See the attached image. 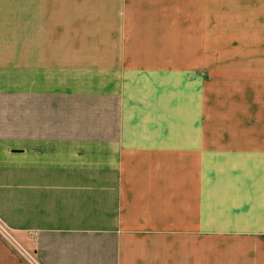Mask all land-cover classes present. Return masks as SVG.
<instances>
[{"label": "crops", "instance_id": "crops-1", "mask_svg": "<svg viewBox=\"0 0 264 264\" xmlns=\"http://www.w3.org/2000/svg\"><path fill=\"white\" fill-rule=\"evenodd\" d=\"M38 1L27 56L17 27L15 115L0 117V217L16 241L37 264H264V131H239L236 115L232 131L193 127L203 116L196 71L246 72L213 32V11L251 0H112L123 34L110 33L106 78L103 66L73 72L65 90L81 94L85 116L63 102L57 119L54 84L36 78L55 74V0ZM251 32L237 41L247 52ZM104 41L95 36L98 52ZM23 87L44 96L41 125L21 114ZM170 95L184 102L174 124L184 114L186 130H167ZM0 264L28 263L0 236Z\"/></svg>", "mask_w": 264, "mask_h": 264}, {"label": "rangeland", "instance_id": "rangeland-1", "mask_svg": "<svg viewBox=\"0 0 264 264\" xmlns=\"http://www.w3.org/2000/svg\"><path fill=\"white\" fill-rule=\"evenodd\" d=\"M38 3L40 2L38 1ZM244 6L249 10L241 12L229 10L223 13L213 11V32L216 36L221 37V44L224 43L223 50L225 52L231 48V59L233 56L240 58L237 62H240L241 64H238L241 66L243 65L246 72L242 75H220L217 71L213 74L204 69L196 71L197 74L192 76L191 83L193 86L195 81L194 86L197 91L203 86L199 97L200 101H197L198 106L202 102L203 116L198 119V115L195 114L197 124L194 122V130L232 131L229 120L232 115H236L235 119L241 121L238 122L241 127L238 129L239 131H264V0H251ZM95 7H102V10H93ZM118 7H123L122 2L117 4L112 0H55V74L54 76L44 75V77L36 78L39 79V83L46 82L47 79L48 83L44 86L54 84V116L56 119L63 115V102L66 105L71 103L70 115L85 116V114H80L85 113V108L80 107V103L86 104L85 100L81 98V94L66 91V81L71 78L70 76H73V72L102 66L103 78H106L104 71L112 61L111 56L115 54H113L114 47L112 50L109 46L110 33L113 31L120 36L123 34L122 24L119 27L116 24L118 18L121 19ZM30 9L31 0H0V117H7L8 122L13 121L10 118L15 115V84L20 83L15 72L16 37L19 28V52L27 56L30 49L28 39L31 30ZM230 13H234V15L229 16ZM237 13L240 15L244 13L243 21L240 23L233 21L234 18H238ZM131 14L134 13H128L127 19ZM245 14L249 15V19L255 17L254 26L244 19ZM236 24H239L240 29H237ZM246 25L250 27V31L243 30ZM131 29H133V25ZM251 29L255 31L259 44H256L257 49L247 52L246 43H237V41L240 36L250 37L251 34L253 35L254 32H251ZM97 35L107 37V45L105 46L104 41L102 52H98L96 43H94ZM127 36L130 37L131 33L129 32ZM27 81L29 83L30 79ZM23 82H26L24 74ZM70 84L72 87L80 86L78 83L72 84L71 82ZM189 84L190 81L187 85ZM24 89L23 87L21 114L24 119L33 117L36 125H38L37 123L41 125V118L38 119V116L45 111L41 101L44 96L40 92L29 95L30 92L25 93ZM195 93L197 97L198 93ZM183 97L184 95H182V99ZM180 104L183 106L180 107ZM197 105L195 103V111ZM183 107L184 102L179 99V96L177 98H174L173 95L168 96L167 130H186L184 114L182 125L174 124V115L184 111ZM59 120L54 126L57 130H62V123H58ZM88 120L92 119L88 118ZM222 123H226L227 126H223ZM90 124H82V127L87 125L91 127ZM6 126L8 133L13 132V123H7ZM74 126L78 127L79 124H74Z\"/></svg>", "mask_w": 264, "mask_h": 264}, {"label": "built area", "instance_id": "built-area-1", "mask_svg": "<svg viewBox=\"0 0 264 264\" xmlns=\"http://www.w3.org/2000/svg\"><path fill=\"white\" fill-rule=\"evenodd\" d=\"M0 236L8 242L14 250L24 259L28 264H37L34 255L26 250L10 233V228L6 223L0 218Z\"/></svg>", "mask_w": 264, "mask_h": 264}]
</instances>
